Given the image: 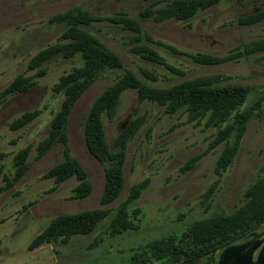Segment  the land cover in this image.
<instances>
[{"label":"rangeland","instance_id":"obj_1","mask_svg":"<svg viewBox=\"0 0 264 264\" xmlns=\"http://www.w3.org/2000/svg\"><path fill=\"white\" fill-rule=\"evenodd\" d=\"M152 0H0V90L17 75L31 76L34 86L22 94L9 96L0 106V264H127L146 251L147 245L169 236L178 237L193 221L225 212L240 203L246 188L264 175V52L243 56L237 61L203 66L183 54L166 49L169 45L181 53H204L224 56L242 50L245 45L264 39V21L241 25L238 18L264 10V0H219L207 10L197 12L186 21L168 20L156 23L138 18V12ZM162 0L155 7L165 6ZM78 7L101 16L125 12L138 19L143 31L156 43L151 46L167 64L181 70L182 76L171 74L165 67L140 59L130 52L132 33L107 23L94 24L89 32L105 47L116 53L123 69L108 70L97 78L78 99L70 114L68 137L70 155L85 169L92 192L84 200H72L74 178L55 186L42 174L62 160L59 146L42 158L35 159V147L48 133L52 117L63 101V94L53 91L58 79L82 65L76 55L56 58L40 68L43 76L28 70L32 56L56 43L62 27L50 25L53 14ZM163 44V45H162ZM125 70L144 81L141 70L156 76L155 87H168L194 77L220 74L228 77L221 83L252 87L239 108L252 109L239 150L229 168L220 176L214 174L217 157L223 144L204 154L192 168L182 171L193 156L205 152L217 128L205 127L206 117L198 123L187 122L183 109L175 114L164 113L155 103L137 102L135 91L122 94L112 120L103 118L105 138L109 146L129 120L141 116L143 124L128 141L123 165L124 182L116 205L127 198L132 185L148 179L141 195L128 205V212L139 211L138 229L116 236L108 233L113 217L98 223L92 233L73 236L67 242H52L29 250L28 246L48 223L59 214H72L98 207L103 187V165L85 149L82 118L93 99L111 86ZM259 100V104L255 103ZM39 110V115L24 128L11 130L10 123L25 111ZM232 120L230 118L221 128ZM233 137L229 139L231 143ZM29 147L28 168L24 176L11 186L13 157ZM212 188L207 200L204 194ZM264 228V224L260 227ZM195 261L189 264H202ZM152 264H161L153 262Z\"/></svg>","mask_w":264,"mask_h":264},{"label":"trees","instance_id":"obj_2","mask_svg":"<svg viewBox=\"0 0 264 264\" xmlns=\"http://www.w3.org/2000/svg\"><path fill=\"white\" fill-rule=\"evenodd\" d=\"M219 0H167L165 6L155 7L162 0H152L138 12V18L162 23L168 20L186 21L197 12L204 11L215 5ZM264 21V10L249 13L238 18L241 25H252ZM50 25L62 27L56 43L46 46L31 57L27 69L35 70V76L45 74L40 68L45 62L56 58L70 59L79 55L82 65L73 68L61 76L53 86V91L63 94V101L57 113L52 117L47 135L36 147L35 159L42 158L52 148L59 146L62 160L42 174V179L52 180L55 186L74 178L77 185L72 190L70 199L84 200L92 192V184L84 167L70 155L68 122L72 109L86 90L108 70L123 69L121 58L105 47L89 28L98 23H107L132 33L129 39L130 52L140 59L165 67L171 74L182 76L183 72L169 64L151 46L142 43H156L151 36L143 31L138 19L128 16L125 12H117L108 16L91 14L74 7L64 12L53 14L47 18ZM163 45V44H162ZM175 54H183L194 63L213 66L237 61L243 56L264 52V39L245 45L242 50L224 56L204 53L185 54L175 48L164 45ZM144 81L130 70L124 73L109 87L101 91L91 102L82 118V135L86 151L103 165V187L98 207L82 210L72 214H59L31 241L29 250L52 242H67L73 236H86L94 231L99 222L114 212L108 224L110 236L119 235L128 230L138 229L135 222L139 211L128 212V205L136 200L146 188L148 179L132 185L125 200L117 199L124 182L123 165L128 141L137 133L144 122L137 116L125 123L120 132L108 145L103 118L112 120L116 113L120 97L128 90L135 91L137 102L148 101L163 107L165 114H175L179 110L187 115V122L198 123L206 117L205 127H215L217 131L204 153L191 157L181 169L185 171L207 152L223 144V149L216 159L214 174L220 176L232 164L247 123L252 117V109L239 108L244 104L252 87L242 84L221 83L228 77L220 74L194 77L183 80L168 87H155L156 76L141 70ZM34 86L31 76L17 75L8 85L0 90V106L11 95L22 94ZM259 104V100L255 105ZM39 110L25 111L13 120L9 128L19 130L27 126L38 115ZM230 118L232 120L222 127ZM233 137L231 143L229 139ZM29 147L17 151L13 157L14 173L6 187L19 181L27 171ZM4 154L0 153V160ZM212 193L210 188L204 199ZM264 224V175L250 184L243 192L241 203L230 213H217L209 217L191 222L180 236H169L150 242L145 254L134 256L127 264H189L203 261L202 264H215L217 254L225 247L238 243L247 235Z\"/></svg>","mask_w":264,"mask_h":264},{"label":"water","instance_id":"obj_3","mask_svg":"<svg viewBox=\"0 0 264 264\" xmlns=\"http://www.w3.org/2000/svg\"><path fill=\"white\" fill-rule=\"evenodd\" d=\"M215 264H264V228L223 248L217 254Z\"/></svg>","mask_w":264,"mask_h":264}]
</instances>
